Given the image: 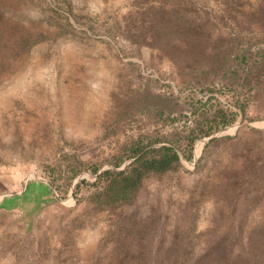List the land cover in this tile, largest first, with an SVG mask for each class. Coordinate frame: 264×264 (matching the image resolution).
<instances>
[{"label": "rangeland", "instance_id": "374dc122", "mask_svg": "<svg viewBox=\"0 0 264 264\" xmlns=\"http://www.w3.org/2000/svg\"><path fill=\"white\" fill-rule=\"evenodd\" d=\"M136 140L180 160L97 202ZM263 218L264 0H0V264H118L123 242L176 240L196 258Z\"/></svg>", "mask_w": 264, "mask_h": 264}, {"label": "trees", "instance_id": "16d2710c", "mask_svg": "<svg viewBox=\"0 0 264 264\" xmlns=\"http://www.w3.org/2000/svg\"><path fill=\"white\" fill-rule=\"evenodd\" d=\"M216 113L218 128L234 121V118H229L228 113L223 111ZM211 130L207 129L205 133L208 135ZM153 144L136 140L130 146V156L133 160L123 169H105L98 173L95 185L99 186L94 193L97 202L106 204L127 202L139 188L143 177L149 173L164 172L179 162L178 146L163 144L156 147ZM191 144L190 138L186 146ZM186 151L187 149H183V154L188 158ZM247 223L246 220L239 221L235 231L210 237L205 241L202 253L200 252L196 258L183 250L184 248L175 249L174 246L177 244L184 247L181 240L174 241L167 250H161V247L153 249V246H145L142 243L136 249L130 245L127 247V242H123L118 264H264V218L252 228L248 227Z\"/></svg>", "mask_w": 264, "mask_h": 264}]
</instances>
